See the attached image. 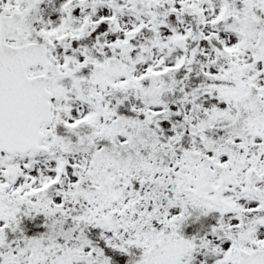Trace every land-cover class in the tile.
<instances>
[{
	"label": "snow or ice",
	"instance_id": "obj_1",
	"mask_svg": "<svg viewBox=\"0 0 264 264\" xmlns=\"http://www.w3.org/2000/svg\"><path fill=\"white\" fill-rule=\"evenodd\" d=\"M0 264H264V0H0Z\"/></svg>",
	"mask_w": 264,
	"mask_h": 264
}]
</instances>
